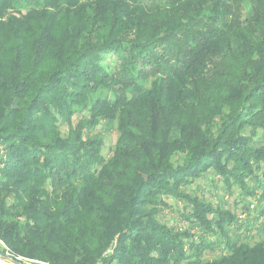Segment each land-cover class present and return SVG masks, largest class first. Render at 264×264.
I'll list each match as a JSON object with an SVG mask.
<instances>
[{"label":"trees","instance_id":"obj_1","mask_svg":"<svg viewBox=\"0 0 264 264\" xmlns=\"http://www.w3.org/2000/svg\"><path fill=\"white\" fill-rule=\"evenodd\" d=\"M0 147L13 255L264 264V234L247 240L264 217V0H0ZM208 171L244 220L184 190ZM165 197L187 228L159 221Z\"/></svg>","mask_w":264,"mask_h":264},{"label":"rangeland","instance_id":"obj_2","mask_svg":"<svg viewBox=\"0 0 264 264\" xmlns=\"http://www.w3.org/2000/svg\"><path fill=\"white\" fill-rule=\"evenodd\" d=\"M77 119L74 117V122H76ZM102 125H103V122L100 123L97 127H95L92 133H99L102 135L104 139V145L102 148V152L105 155V157H108L112 153V149L114 147V143L117 137V132L114 127L110 129H105ZM184 190L188 193L196 194L205 199L211 200L213 202H217L218 204L223 205L225 208L236 212L239 215L240 219L242 220L245 219V213L242 212L243 207L240 205L241 203L237 201L239 198H236V197H239L238 191L236 190V188H234L231 193L227 191V189L225 188V185L220 180L219 176L215 175L211 171L204 173L201 177L194 180V182L190 186H185ZM165 201L169 206L161 207V210L159 214L157 215V218L159 219V221L165 223L166 225L174 229L187 228L188 221L183 218L182 213L187 212L189 208L184 204V202L178 199H174L171 197H165ZM254 204L255 202H253V205ZM262 223H264V217H262L255 224L256 228L253 229L250 232V234L247 235L248 241L254 242L258 238L263 236L264 230L261 226ZM192 231L195 234L199 233L197 228H194ZM115 242L116 241L114 240L109 245L108 248L112 249V247L115 246ZM219 254H220V248H217L216 251H209V250L205 251L203 257L207 260H210ZM4 255L5 257H2V256L0 257V264H4V263L25 264L26 262H28L26 261L25 263H20L19 262L20 259H15L11 256H7L6 254Z\"/></svg>","mask_w":264,"mask_h":264},{"label":"built area","instance_id":"obj_3","mask_svg":"<svg viewBox=\"0 0 264 264\" xmlns=\"http://www.w3.org/2000/svg\"><path fill=\"white\" fill-rule=\"evenodd\" d=\"M113 249L108 248L103 255H110L112 253ZM6 254L7 256H11L15 259H20L19 262L20 263H25V264H49L48 262H43V261H38L36 259H30L24 256H20V255H13L12 252L10 251V249L8 248V246L6 245V243L0 238V257H5ZM7 264V263H4ZM96 264H114V262H105L103 259H99Z\"/></svg>","mask_w":264,"mask_h":264}]
</instances>
